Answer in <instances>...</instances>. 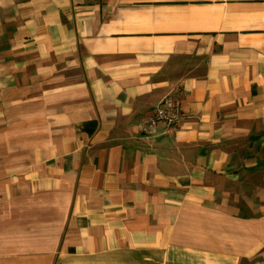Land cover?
Masks as SVG:
<instances>
[{
  "label": "crops",
  "instance_id": "crops-1",
  "mask_svg": "<svg viewBox=\"0 0 264 264\" xmlns=\"http://www.w3.org/2000/svg\"><path fill=\"white\" fill-rule=\"evenodd\" d=\"M94 259L264 264V0H0V264Z\"/></svg>",
  "mask_w": 264,
  "mask_h": 264
},
{
  "label": "built area",
  "instance_id": "built-area-1",
  "mask_svg": "<svg viewBox=\"0 0 264 264\" xmlns=\"http://www.w3.org/2000/svg\"><path fill=\"white\" fill-rule=\"evenodd\" d=\"M184 113L181 110L180 100L172 95L164 96L152 109L151 113L140 121L143 132H154L156 125L164 123L168 131L180 126Z\"/></svg>",
  "mask_w": 264,
  "mask_h": 264
},
{
  "label": "rangeland",
  "instance_id": "rangeland-1",
  "mask_svg": "<svg viewBox=\"0 0 264 264\" xmlns=\"http://www.w3.org/2000/svg\"><path fill=\"white\" fill-rule=\"evenodd\" d=\"M102 261H111V260H108V259H104V260H102V259H100V260H95V259L94 260H85V262H83V264H97L99 262H101L100 264H102ZM112 261H113V263L116 262V264H118L120 262H123V260H121V259H115V260H112ZM110 264H112V263H110Z\"/></svg>",
  "mask_w": 264,
  "mask_h": 264
}]
</instances>
